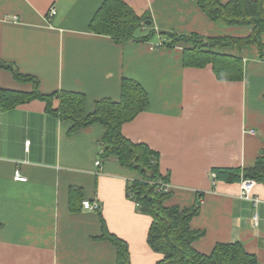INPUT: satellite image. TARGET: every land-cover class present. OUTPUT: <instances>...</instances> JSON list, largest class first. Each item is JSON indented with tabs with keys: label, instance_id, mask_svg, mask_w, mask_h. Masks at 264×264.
Listing matches in <instances>:
<instances>
[{
	"label": "crops",
	"instance_id": "1",
	"mask_svg": "<svg viewBox=\"0 0 264 264\" xmlns=\"http://www.w3.org/2000/svg\"><path fill=\"white\" fill-rule=\"evenodd\" d=\"M104 1L0 0V61L36 78L44 95L84 94L88 113L97 101H118L123 78L141 84L149 104L122 132L160 153L169 205L190 208L205 194L190 223L204 232L194 248L210 254L218 243L240 242L264 264V185L251 190L255 206L243 183L214 187L211 178L216 168L252 167L264 149V58L256 45L229 51L242 58L243 78L220 81L211 63L185 67L184 46L157 47L161 32L246 37L252 27L211 21L198 0H124L138 16H152L157 36L117 43L90 30ZM33 90L0 68V264H117L115 245L101 239L100 214L128 244L131 264H157L163 257L147 242L152 218L127 192L135 174L100 159L104 126L71 132L72 122L43 100L2 109V92ZM17 172L27 181H17ZM85 200L100 210H85Z\"/></svg>",
	"mask_w": 264,
	"mask_h": 264
},
{
	"label": "trees",
	"instance_id": "2",
	"mask_svg": "<svg viewBox=\"0 0 264 264\" xmlns=\"http://www.w3.org/2000/svg\"><path fill=\"white\" fill-rule=\"evenodd\" d=\"M201 11L214 22L228 26L252 27L246 37L218 36L204 37L197 34H176L161 32V45L175 48L184 46L185 67H205L211 63L220 81H234L243 78L242 58L229 53L244 47L256 45L264 58V0H198ZM148 29V34L137 37L139 30ZM90 30L97 35L113 38L117 43L128 41L151 42L156 36L154 21L148 13L138 16L124 0H105L90 23ZM0 68L11 70L19 82H32L30 93L4 91L1 107L10 110L33 100H43L47 110L61 120L72 122L71 132L100 124L105 134L100 140V159L118 161L135 174L127 186L129 198L138 206L139 212L150 216L147 242L150 248L162 255L157 264H258L256 255L249 253L240 242L218 243L210 254L200 253L194 243L204 235L203 231L192 229L190 223L198 214L204 193L197 195L196 204L190 208L171 206L173 196L162 190L170 182L169 175L161 171L160 153L144 143H134L123 135L122 128L132 122L149 104V96L137 81L123 78L121 97L118 101L103 99L95 103L92 113L87 111V98L77 92L62 91L44 95L38 90L36 78L20 74L12 65L0 61ZM54 100L58 101L57 107ZM216 182L227 184L252 180L264 185V149L255 164L249 168H216ZM75 189H72V194ZM82 199V197L79 200ZM73 204V203H72ZM73 209V208H72ZM103 226L101 239L111 241L117 249V264H131L130 250L126 242L110 234L100 214Z\"/></svg>",
	"mask_w": 264,
	"mask_h": 264
},
{
	"label": "built area",
	"instance_id": "3",
	"mask_svg": "<svg viewBox=\"0 0 264 264\" xmlns=\"http://www.w3.org/2000/svg\"><path fill=\"white\" fill-rule=\"evenodd\" d=\"M56 13V11L53 9L51 10L50 12V17L53 16L54 14ZM159 46H162L161 43L159 44ZM29 145H30V142H26V148L29 149ZM100 164V163H98ZM211 178H212V181H213V185L214 187L216 186L217 182H216V174L215 173H212L211 175ZM15 179L17 181H20V182H26L27 179L23 176H21V174L19 172L16 173V176H15ZM255 182L252 181V180H246L243 182V187H244V193L242 194L244 198L248 199V200H251L255 203V206H257L258 202H259V199L254 197L252 194H251V190L254 186ZM162 190L165 191V192H168L171 190V186L169 183L163 185L162 187ZM83 207L85 210H88V211H91V212H97L100 210V205L98 204V202H91L90 200H85L83 202ZM257 220V218H256Z\"/></svg>",
	"mask_w": 264,
	"mask_h": 264
},
{
	"label": "rangeland",
	"instance_id": "4",
	"mask_svg": "<svg viewBox=\"0 0 264 264\" xmlns=\"http://www.w3.org/2000/svg\"><path fill=\"white\" fill-rule=\"evenodd\" d=\"M139 34V33H138Z\"/></svg>",
	"mask_w": 264,
	"mask_h": 264
}]
</instances>
